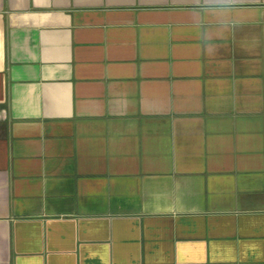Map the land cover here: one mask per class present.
Here are the masks:
<instances>
[{
  "label": "crops",
  "instance_id": "obj_1",
  "mask_svg": "<svg viewBox=\"0 0 264 264\" xmlns=\"http://www.w3.org/2000/svg\"><path fill=\"white\" fill-rule=\"evenodd\" d=\"M0 264H264V0H0Z\"/></svg>",
  "mask_w": 264,
  "mask_h": 264
}]
</instances>
